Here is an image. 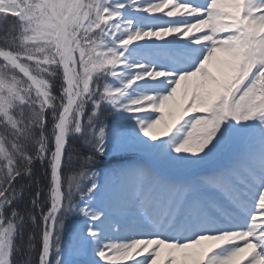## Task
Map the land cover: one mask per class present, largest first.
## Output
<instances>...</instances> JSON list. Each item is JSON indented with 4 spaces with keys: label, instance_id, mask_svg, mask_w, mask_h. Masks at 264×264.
<instances>
[{
    "label": "snow or ice",
    "instance_id": "snow-or-ice-1",
    "mask_svg": "<svg viewBox=\"0 0 264 264\" xmlns=\"http://www.w3.org/2000/svg\"><path fill=\"white\" fill-rule=\"evenodd\" d=\"M0 32V264H264V0H0ZM129 129L145 161L98 170Z\"/></svg>",
    "mask_w": 264,
    "mask_h": 264
},
{
    "label": "rangeland",
    "instance_id": "rangeland-1",
    "mask_svg": "<svg viewBox=\"0 0 264 264\" xmlns=\"http://www.w3.org/2000/svg\"><path fill=\"white\" fill-rule=\"evenodd\" d=\"M197 1L200 2V0H197ZM2 34L3 33L0 32V35H2ZM2 39H3V35H2V37H0V41H2ZM169 39H172V38H169ZM163 42H165V41H163ZM109 82L115 83V81H112V80H109ZM107 109L108 110L105 109V112L103 115L106 116L107 113H110V116L112 117V120H113L112 124L110 125L111 127H109V128H112L118 119H124V120L127 119V114L116 113V112H113L110 108H107ZM153 115L155 116L158 114L153 113ZM110 144L112 146L110 147L107 154L104 156H106L107 160L113 162V164L122 162V166H115V167H113V166L108 167L107 166V168L105 170H101V171H108V170H111L114 168L131 166L134 164L142 163L146 159L145 153L140 148L135 146V144H134V132L131 129H129L128 134L125 137H123V138L116 137L110 141ZM70 218H72V223L65 225V229L62 233V237H61L62 248L68 242L69 232L71 230V226L74 225L76 222L83 220V217H80V216L75 215V214L72 215ZM90 264H91V261H90Z\"/></svg>",
    "mask_w": 264,
    "mask_h": 264
},
{
    "label": "trees",
    "instance_id": "trees-1",
    "mask_svg": "<svg viewBox=\"0 0 264 264\" xmlns=\"http://www.w3.org/2000/svg\"><path fill=\"white\" fill-rule=\"evenodd\" d=\"M2 35H0V37H2ZM0 46H2V45H0ZM56 84L58 87L59 81H56ZM106 110H108V109L106 108ZM102 118L104 119V121L108 125V127H111L110 125L112 124L113 120H112V117L110 116V113H107L106 116L103 115ZM69 144L73 145L74 147H80L81 146L80 140L77 138H72V137L69 138ZM112 164H113V162L107 160L106 156L103 155V156L99 157V159L97 160V169L101 171V170H105L107 168V166L111 167V166H115L116 164L120 165L119 163H114L113 165ZM34 174H35V179L40 180L41 184H43L44 183V179H43V177H44V165H42L39 161H34ZM23 183H25L28 186L27 195L30 196L31 192H32V187H33L32 183H30V181L27 178L23 181ZM65 188H67V184L65 185ZM70 223H72V218H69V220L65 221V225H68ZM16 243L20 246L21 251H20V253H17L15 251L13 252L14 264H15V262L19 261L22 258V253H23V249H24L23 238L17 237Z\"/></svg>",
    "mask_w": 264,
    "mask_h": 264
},
{
    "label": "bare ground",
    "instance_id": "bare-ground-1",
    "mask_svg": "<svg viewBox=\"0 0 264 264\" xmlns=\"http://www.w3.org/2000/svg\"><path fill=\"white\" fill-rule=\"evenodd\" d=\"M129 15H132V14H129ZM135 17L137 19V22L139 24L143 25V26H147L149 24H155V23H164V21L160 20L159 18H157L156 20L146 19L143 16V14H135ZM168 43H173L172 39H169L168 41H165V42H163V41H141V42H138V44H139V46L141 48H147L148 46L153 45V44H162L163 45V44H168ZM131 47H136V45H133ZM135 59H141V57H135ZM145 62H149V61L145 60ZM138 90H145V89L141 88V89H138ZM132 94L134 95L135 93L133 92ZM110 229H111L110 225L104 226L103 232L107 233V234H110L112 236H116L117 233H114V232L113 233H108L110 231ZM97 259L98 258H96V257H92L91 258L92 261L97 260Z\"/></svg>",
    "mask_w": 264,
    "mask_h": 264
}]
</instances>
